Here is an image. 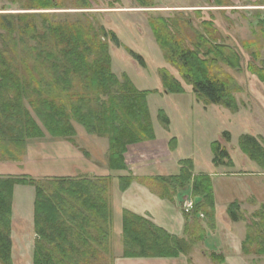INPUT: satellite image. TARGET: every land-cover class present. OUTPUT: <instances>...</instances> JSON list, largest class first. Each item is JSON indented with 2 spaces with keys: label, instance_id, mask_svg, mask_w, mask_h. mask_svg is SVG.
Returning <instances> with one entry per match:
<instances>
[{
  "label": "trees",
  "instance_id": "trees-1",
  "mask_svg": "<svg viewBox=\"0 0 264 264\" xmlns=\"http://www.w3.org/2000/svg\"><path fill=\"white\" fill-rule=\"evenodd\" d=\"M73 1L76 6L86 8L89 5L88 0ZM24 2V10L29 11L59 9L62 5L60 0ZM138 2L145 8L152 5L149 0ZM46 16L43 13L0 15V161H20L26 140L43 136L24 107L26 102L53 137L71 140L76 135L71 124L74 121L88 135L107 138L109 170L125 171L123 155L127 147L155 138L146 103L148 92H139L127 79L119 82L110 73L108 43L122 47L113 32L102 27L95 31L89 23L80 20L45 21ZM38 17L42 23L38 22ZM202 25L204 34H197V41L189 49L185 46L187 33L192 29L188 20L176 17L149 22L163 59L179 71L197 100L204 106H221L236 113L238 107L233 94L241 88L223 67L240 70L239 55L219 42L221 39L214 35L211 21ZM125 50L140 66H145L141 56L126 47ZM248 69L264 84V65L262 68L248 65ZM160 76L170 93H184L166 70H160ZM59 95H64L66 102H56ZM98 95L108 97L107 101H101ZM158 119L167 128L169 122L162 111ZM223 134L228 142L229 133ZM262 143L261 138L251 135L238 138L241 153L264 171ZM211 151L214 167H233L218 141L211 143ZM179 164L178 175L151 178L150 183L160 186L162 192L157 194L170 202L179 195L177 191L190 190L193 208L189 215L197 218L201 214L212 224L214 198L210 176L194 175L191 160H182ZM102 180L109 185L111 178H97V181ZM132 181L131 176L118 177L119 190L125 191ZM97 184L90 179H53L50 185H55L57 190L50 195L43 184L31 177H0V264H12L10 223L15 186L34 189L33 225L37 239L32 264H96L101 261L100 251L105 249L109 233L91 221L97 219L108 226L112 210ZM226 213L233 223L245 220L237 203L230 204ZM251 217L241 253L264 256V205ZM90 227L96 229L97 235L88 231ZM121 229L122 256L132 259L188 255L194 241L204 238L200 228L196 240L178 238L146 217L127 210L122 211ZM210 258L223 263L221 256L211 254Z\"/></svg>",
  "mask_w": 264,
  "mask_h": 264
},
{
  "label": "rangeland",
  "instance_id": "rangeland-1",
  "mask_svg": "<svg viewBox=\"0 0 264 264\" xmlns=\"http://www.w3.org/2000/svg\"><path fill=\"white\" fill-rule=\"evenodd\" d=\"M60 2L62 5L59 9L29 11L24 10V0H14V2L0 0V15L43 13L47 14L45 21L80 20L89 23L95 31L102 27L116 35L122 47H115L112 43H108L110 73L119 82L123 83L124 79H127L137 91L148 92L146 103L155 137L152 141L127 147L123 159L131 171H127L126 165L125 171L128 173H121L120 177L131 176L133 178L129 187L136 182L139 190H153L154 194L161 198L158 195L162 192L160 186L150 183V179L178 175L181 168L179 162L182 160H191L193 171L195 162L197 171L206 172L207 167L212 168L211 143L214 141H218L220 148L226 150L230 160L235 164V169H231L233 166L223 167L224 170L230 171L231 169L237 173L249 171L251 161L238 148V138L241 135L261 138L264 148V84L248 69V65L257 68H262L264 65V0H149L152 5L147 8L141 6L138 0H119L117 3L112 0H88L89 5L86 8L76 6L77 3L73 0H60ZM176 17L184 18L192 25V29L186 32L188 35L186 34L185 46L189 49H192V43L197 41V34H204L202 23L211 21L214 35L221 39L219 42L239 55L240 70L223 67V71L241 88L240 92L233 94L238 107L236 113L221 106H204L197 100L192 87L186 83L179 71L163 59L150 31L149 22L151 19ZM37 20L42 23L40 17ZM125 47L141 56L145 66H140L125 50ZM160 70H166L169 76L180 84L184 93H170L169 88L162 83ZM92 98L94 99V96ZM98 98L104 102L108 99L104 95H98ZM58 100L66 102L64 95H59L56 102ZM24 107L39 125L43 136L26 140L24 154L20 161L15 162L16 167H12L13 176L11 177H31L43 184L46 193L50 195L57 190L55 185H50L53 179L78 181L90 179L94 183L98 182L97 189L111 207L110 196L113 191H117V188L119 190L118 179L116 181L109 176L111 180L108 185L106 181H97V178L103 179L107 175L92 178L89 174L91 168L94 170L95 167L96 169L91 172L106 174V171L101 170V166L105 161L108 167L109 143L107 138L98 137L106 140L107 149L99 144L101 153L99 150H94L93 157L85 150L78 149L81 142L75 144L76 150L72 151L76 158L72 156L71 163L64 162L59 165L57 162L60 160V152L66 150L56 147V142L58 139L67 141L66 138L51 136L35 118L29 104L24 102ZM160 111L168 119L167 128L158 119ZM71 124L74 130L77 128L78 132L84 130L74 121H71ZM224 132L230 135L228 142L224 137ZM173 139L174 143L171 142ZM105 150H107V155L102 156ZM16 188L10 223L11 262L12 264H32L37 239L33 225L34 189L23 186ZM177 193L181 194L184 200L186 197L184 191H177ZM189 198L190 196H187L185 200ZM182 206H180V211H182ZM244 207L248 208L246 204ZM241 211L239 207V212ZM241 214L245 220L240 222L242 224L240 226L245 230L252 221L253 213L245 211ZM199 218L200 221L193 219L189 214L185 217L190 222V225L185 228L190 237L198 235L200 227L203 228L204 225L210 224V219L206 216L200 215ZM146 219L149 218L146 217ZM114 220L111 217L110 224L106 227L97 219L91 221L93 225L109 233L105 249L103 248L105 252L100 251L102 260L97 261L96 264H115L116 255L111 248L112 244L122 246V233L118 230L121 219L118 216L117 221L114 222ZM224 226L225 223L222 224L223 228ZM93 227H90L88 231L95 236L97 232ZM253 247L256 248L255 246L251 248ZM231 264H264V256L250 254L245 258L236 257Z\"/></svg>",
  "mask_w": 264,
  "mask_h": 264
},
{
  "label": "crops",
  "instance_id": "crops-1",
  "mask_svg": "<svg viewBox=\"0 0 264 264\" xmlns=\"http://www.w3.org/2000/svg\"><path fill=\"white\" fill-rule=\"evenodd\" d=\"M75 132L76 135L71 140L66 139L67 141H65L63 139H58L56 142V147L61 150H66L65 152L60 150L61 156L59 157L60 160L57 162L59 165L64 162L71 163L70 159L72 156L76 158V155L74 156V151L72 150H76L74 145L80 142L81 144L79 145L81 147L79 146L78 149L85 150L88 155L92 154V157L94 156V150H99V144H102V148L107 147V145H105V139L103 140L96 136L87 135L84 130L78 132L77 128H75ZM84 134L85 136H82ZM60 141L62 142L60 143ZM99 151L101 153V150ZM106 155L107 150L102 153V156ZM72 164L74 163L72 162ZM254 164V162H249L251 167L248 168L249 171H245L246 173H237L235 170L232 171L235 169L234 163V167L231 168L232 170L230 169V171L224 170L222 166L214 167L211 165L212 168L209 169L207 167L206 172H199L196 170L197 166L194 162V175L205 174L210 176L214 198L213 222L212 224L204 225L203 228L200 227L204 232L203 240L197 239L198 241H194V245L192 246L190 253L188 255H180L177 258H124L122 256V246H115L112 244L111 249L114 252V255H116L115 264H220L217 259H215V261L211 260V254L221 256L223 259L222 264H231V262H234L236 257L245 258L246 256L241 253V243L245 238L246 229L244 230L241 228L240 225L242 224H240V222L233 223L230 220L228 221L227 219L229 218L226 210L230 204L237 203L241 208L242 213L245 211H252V213H254L259 210L262 205H264V171L256 164L255 166H252ZM15 165V162H0V177L13 176L11 169L12 167H16ZM101 167V170L103 172L106 171V174L91 172L96 169L95 167L94 170L91 168L89 172L90 176L94 178L93 176L101 177L107 175L117 181L118 177L122 176L121 173L131 171L128 165L127 171H109L105 161ZM16 187L19 188L21 186L14 187L13 199L15 198ZM139 189L140 188L137 183L134 182L124 192H121L117 188V191H113L111 193L110 205L113 212V220L115 219L117 221L118 216L121 219V212L125 209L133 214L149 218L152 223L159 228H162L170 235L185 240H190L191 238L194 240L196 236L193 237L192 235V237H190L188 232L185 231V228L190 225V222L185 219V214L180 211V206H182L185 202L190 200L193 201L191 197L185 200L187 196H190V190L184 191L186 195L184 200H182V196L179 194L178 196L176 195L173 202H170L166 199L159 198L156 194H154L153 190L148 191ZM13 202L14 201H12L11 207V222L13 216ZM244 204H246L248 208H245ZM200 215L197 218H192L200 221ZM223 222L225 223L224 228L222 227V224H224ZM120 227L118 230L122 233V229Z\"/></svg>",
  "mask_w": 264,
  "mask_h": 264
},
{
  "label": "built area",
  "instance_id": "built-area-1",
  "mask_svg": "<svg viewBox=\"0 0 264 264\" xmlns=\"http://www.w3.org/2000/svg\"><path fill=\"white\" fill-rule=\"evenodd\" d=\"M193 208V204L191 201L189 202H186L184 205H183V212L184 213H189Z\"/></svg>",
  "mask_w": 264,
  "mask_h": 264
}]
</instances>
